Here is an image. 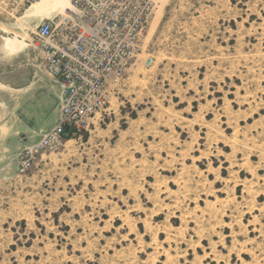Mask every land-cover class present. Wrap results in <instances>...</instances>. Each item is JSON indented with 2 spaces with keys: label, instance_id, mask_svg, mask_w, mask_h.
Masks as SVG:
<instances>
[{
  "label": "rangeland",
  "instance_id": "rangeland-1",
  "mask_svg": "<svg viewBox=\"0 0 264 264\" xmlns=\"http://www.w3.org/2000/svg\"><path fill=\"white\" fill-rule=\"evenodd\" d=\"M53 1L0 0V264H264V0H150L104 111L20 172L58 122Z\"/></svg>",
  "mask_w": 264,
  "mask_h": 264
},
{
  "label": "built area",
  "instance_id": "built-area-1",
  "mask_svg": "<svg viewBox=\"0 0 264 264\" xmlns=\"http://www.w3.org/2000/svg\"><path fill=\"white\" fill-rule=\"evenodd\" d=\"M151 12L150 0H69L56 22L39 25L37 46L59 86V116L21 156L20 172L30 167L34 154L58 147L67 134L88 131L106 107V88L123 78L136 56Z\"/></svg>",
  "mask_w": 264,
  "mask_h": 264
},
{
  "label": "bare ground",
  "instance_id": "bare-ground-1",
  "mask_svg": "<svg viewBox=\"0 0 264 264\" xmlns=\"http://www.w3.org/2000/svg\"><path fill=\"white\" fill-rule=\"evenodd\" d=\"M54 1H55V0H54ZM54 1H53V2H54ZM44 2H45V0H40V2H39L38 4H41V5H42ZM57 2H58V3H57L58 5L61 4V7L63 6V3H60V1L57 0ZM61 2H62V1H61ZM41 5H39V6H41ZM35 6H36V5H35ZM9 41H10V40H9ZM9 41L6 42L5 47H6V49H8V50H12V49H13V46L10 44Z\"/></svg>",
  "mask_w": 264,
  "mask_h": 264
}]
</instances>
